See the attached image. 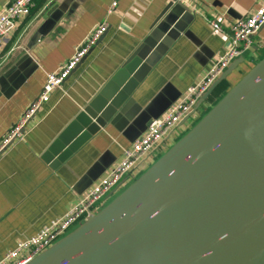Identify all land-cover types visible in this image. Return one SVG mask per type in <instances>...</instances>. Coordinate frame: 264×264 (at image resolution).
Returning a JSON list of instances; mask_svg holds the SVG:
<instances>
[{
	"label": "crops",
	"instance_id": "obj_1",
	"mask_svg": "<svg viewBox=\"0 0 264 264\" xmlns=\"http://www.w3.org/2000/svg\"><path fill=\"white\" fill-rule=\"evenodd\" d=\"M7 1L0 0V12ZM261 1L196 0L186 7L174 0H119L109 14L114 0H35L0 60V142L41 94L47 74L98 25L107 22L108 29L42 104L23 138L0 154V258L66 214L151 120L210 72L227 40L205 16L221 17L230 33L232 22ZM243 56L223 81L227 86L264 59V26ZM211 97L139 163L131 182L194 126Z\"/></svg>",
	"mask_w": 264,
	"mask_h": 264
},
{
	"label": "water",
	"instance_id": "obj_2",
	"mask_svg": "<svg viewBox=\"0 0 264 264\" xmlns=\"http://www.w3.org/2000/svg\"><path fill=\"white\" fill-rule=\"evenodd\" d=\"M27 264H264V71Z\"/></svg>",
	"mask_w": 264,
	"mask_h": 264
},
{
	"label": "built area",
	"instance_id": "obj_3",
	"mask_svg": "<svg viewBox=\"0 0 264 264\" xmlns=\"http://www.w3.org/2000/svg\"><path fill=\"white\" fill-rule=\"evenodd\" d=\"M186 7L196 0H174ZM114 0L108 13L111 14L118 5ZM35 0H8L0 12V60L4 56L5 46L19 24L31 14ZM212 29L226 40L225 52L219 56L210 72L200 79L178 101L172 103L166 113L150 121L144 134L136 139L132 146L125 148L121 161L102 178L98 184L87 190L83 197L72 206L66 214L53 220L34 236L21 239L16 248L9 250L0 258V264H27L40 253L53 246L78 225L93 214L99 212L109 200L131 182V175L153 150L177 133L180 122L187 117L197 104L199 98L210 88L219 76L237 58L244 55L252 46V38L264 26V0L245 17L232 22L230 33L222 25L221 17L205 16ZM108 29V23L98 25L81 45L76 48L71 58L57 71L47 74L41 94L31 103L22 118L0 142V154L24 136L28 122L35 116L42 104L50 99L51 93L62 87L64 81L101 39ZM176 131V132H175ZM178 136L175 142L180 138Z\"/></svg>",
	"mask_w": 264,
	"mask_h": 264
},
{
	"label": "bare ground",
	"instance_id": "obj_4",
	"mask_svg": "<svg viewBox=\"0 0 264 264\" xmlns=\"http://www.w3.org/2000/svg\"><path fill=\"white\" fill-rule=\"evenodd\" d=\"M255 69V70H254ZM264 71V63L257 66L255 65L253 69L249 70L247 73L243 74L238 82H236L233 87L230 89V94L228 97L220 101L214 108L216 111H220L223 107H226L229 102L239 96V94L244 90L246 86H248L253 80L262 74ZM213 108V109H214ZM163 156V155H162ZM161 158V157H160ZM159 158V159H160ZM148 170V169H147ZM146 172V171H145Z\"/></svg>",
	"mask_w": 264,
	"mask_h": 264
},
{
	"label": "rangeland",
	"instance_id": "obj_5",
	"mask_svg": "<svg viewBox=\"0 0 264 264\" xmlns=\"http://www.w3.org/2000/svg\"><path fill=\"white\" fill-rule=\"evenodd\" d=\"M253 69V67H250L249 70ZM248 70V71H249ZM247 71V72H248ZM233 86H227V84L224 82V85L216 92V93H213L211 99L208 101V108L206 109V111L200 116V118L198 119V121L196 123H194V126H196L201 119H203L229 92H230V89L232 88ZM210 104V106H209ZM198 112L200 113V109L198 110ZM200 115V114H199ZM187 133V132H186ZM185 133V134H186ZM162 157V155H159L155 160L154 162L149 165L147 167V169L151 168L158 160L159 158ZM147 169L145 171H147ZM144 171V172H145ZM138 172H136L137 174Z\"/></svg>",
	"mask_w": 264,
	"mask_h": 264
},
{
	"label": "trees",
	"instance_id": "obj_6",
	"mask_svg": "<svg viewBox=\"0 0 264 264\" xmlns=\"http://www.w3.org/2000/svg\"><path fill=\"white\" fill-rule=\"evenodd\" d=\"M223 85H224V82H223V83H221V84L218 86V88L215 90V92H214V93H216V92H217V91H218V90H219V89H220V88H221ZM212 95H213V94H212ZM212 95H211V96H212ZM211 96H210V97H211ZM210 97H209V98H210ZM209 98H208V99H209Z\"/></svg>",
	"mask_w": 264,
	"mask_h": 264
}]
</instances>
